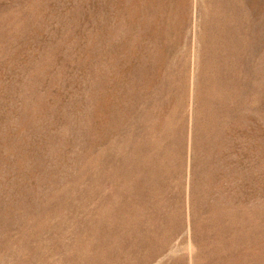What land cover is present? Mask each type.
<instances>
[{
  "label": "rangeland",
  "instance_id": "1",
  "mask_svg": "<svg viewBox=\"0 0 264 264\" xmlns=\"http://www.w3.org/2000/svg\"><path fill=\"white\" fill-rule=\"evenodd\" d=\"M0 264H264V0H0Z\"/></svg>",
  "mask_w": 264,
  "mask_h": 264
}]
</instances>
